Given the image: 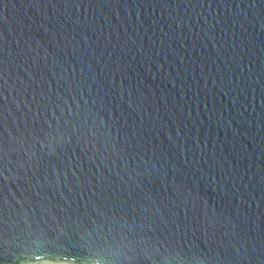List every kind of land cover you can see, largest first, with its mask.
Returning <instances> with one entry per match:
<instances>
[{
    "label": "water",
    "instance_id": "95a60500",
    "mask_svg": "<svg viewBox=\"0 0 264 264\" xmlns=\"http://www.w3.org/2000/svg\"><path fill=\"white\" fill-rule=\"evenodd\" d=\"M0 264H264V0H0Z\"/></svg>",
    "mask_w": 264,
    "mask_h": 264
}]
</instances>
